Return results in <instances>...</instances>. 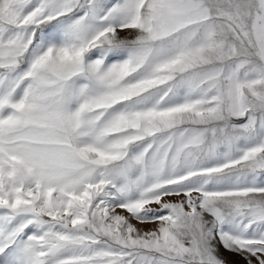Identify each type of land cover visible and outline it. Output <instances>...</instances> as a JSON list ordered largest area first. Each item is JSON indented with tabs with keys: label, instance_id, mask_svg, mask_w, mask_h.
Listing matches in <instances>:
<instances>
[{
	"label": "snow or ice",
	"instance_id": "6c2138e0",
	"mask_svg": "<svg viewBox=\"0 0 264 264\" xmlns=\"http://www.w3.org/2000/svg\"><path fill=\"white\" fill-rule=\"evenodd\" d=\"M0 264H264V0H0Z\"/></svg>",
	"mask_w": 264,
	"mask_h": 264
},
{
	"label": "rangeland",
	"instance_id": "374dc122",
	"mask_svg": "<svg viewBox=\"0 0 264 264\" xmlns=\"http://www.w3.org/2000/svg\"><path fill=\"white\" fill-rule=\"evenodd\" d=\"M222 254H223L227 259H230V260H236V259H239L238 257H234V256H232L230 253H227V252H222Z\"/></svg>",
	"mask_w": 264,
	"mask_h": 264
}]
</instances>
